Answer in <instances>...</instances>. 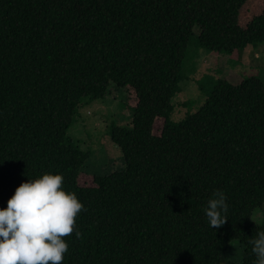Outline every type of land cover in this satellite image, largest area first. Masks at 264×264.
I'll list each match as a JSON object with an SVG mask.
<instances>
[{"label": "trees", "instance_id": "16d2710c", "mask_svg": "<svg viewBox=\"0 0 264 264\" xmlns=\"http://www.w3.org/2000/svg\"><path fill=\"white\" fill-rule=\"evenodd\" d=\"M192 39L228 56L262 42L264 0H0V207L22 180L60 173L82 204L60 264H236L231 240L253 264L264 80L217 78L195 111L171 119ZM109 87L135 103L130 123L107 132L121 167L91 174L66 133ZM215 190L228 211L212 230L203 207Z\"/></svg>", "mask_w": 264, "mask_h": 264}, {"label": "rangeland", "instance_id": "374dc122", "mask_svg": "<svg viewBox=\"0 0 264 264\" xmlns=\"http://www.w3.org/2000/svg\"><path fill=\"white\" fill-rule=\"evenodd\" d=\"M252 6L255 8L259 4L254 3ZM250 75L264 80V40L228 56L204 50L192 39L178 83V91L170 103V118L179 120L185 111H195V106L206 97L217 78L237 84L243 77ZM198 85H201V91ZM109 89L110 92L103 99L82 102L74 122L66 133L75 145L88 152L86 167L83 170L91 174H108L122 165L121 152L108 139L107 132L111 124L130 123L128 106L135 103V97L130 89ZM160 121L157 120L155 130L158 129ZM80 182L86 183V178L81 177ZM252 220L264 226V202L253 211ZM241 255V245L237 240H231L227 256L236 264H241Z\"/></svg>", "mask_w": 264, "mask_h": 264}, {"label": "clouds", "instance_id": "9594fccd", "mask_svg": "<svg viewBox=\"0 0 264 264\" xmlns=\"http://www.w3.org/2000/svg\"><path fill=\"white\" fill-rule=\"evenodd\" d=\"M62 181L60 173L44 172L15 186L0 207V264H60L68 249L64 237H79L74 217L82 210ZM227 211L223 191L215 190L203 207L208 227L222 226ZM247 244L253 264H264V230L258 229Z\"/></svg>", "mask_w": 264, "mask_h": 264}]
</instances>
